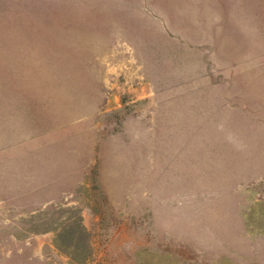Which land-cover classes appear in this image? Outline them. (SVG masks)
<instances>
[{"label":"rangeland","instance_id":"obj_1","mask_svg":"<svg viewBox=\"0 0 264 264\" xmlns=\"http://www.w3.org/2000/svg\"><path fill=\"white\" fill-rule=\"evenodd\" d=\"M0 264H264V0H0Z\"/></svg>","mask_w":264,"mask_h":264}]
</instances>
